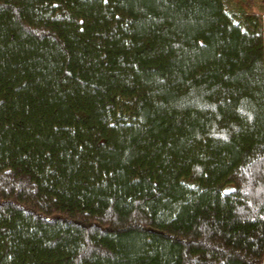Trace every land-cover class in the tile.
<instances>
[{"label":"trees","instance_id":"obj_1","mask_svg":"<svg viewBox=\"0 0 264 264\" xmlns=\"http://www.w3.org/2000/svg\"><path fill=\"white\" fill-rule=\"evenodd\" d=\"M264 1L0 0V264H264Z\"/></svg>","mask_w":264,"mask_h":264},{"label":"rangeland","instance_id":"obj_2","mask_svg":"<svg viewBox=\"0 0 264 264\" xmlns=\"http://www.w3.org/2000/svg\"><path fill=\"white\" fill-rule=\"evenodd\" d=\"M260 1H264V0H260ZM229 0H225V3L228 5ZM263 50H264V43H263Z\"/></svg>","mask_w":264,"mask_h":264}]
</instances>
